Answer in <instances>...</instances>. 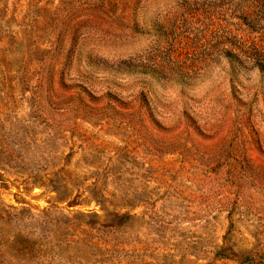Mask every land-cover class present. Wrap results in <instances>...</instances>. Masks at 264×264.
Returning <instances> with one entry per match:
<instances>
[{"label":"rangeland","instance_id":"374dc122","mask_svg":"<svg viewBox=\"0 0 264 264\" xmlns=\"http://www.w3.org/2000/svg\"><path fill=\"white\" fill-rule=\"evenodd\" d=\"M0 264H264V0H0Z\"/></svg>","mask_w":264,"mask_h":264}]
</instances>
